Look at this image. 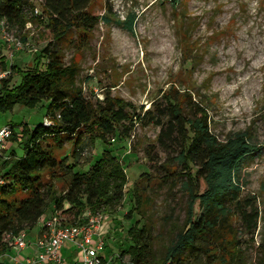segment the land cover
Here are the masks:
<instances>
[{"label": "rangeland", "instance_id": "1", "mask_svg": "<svg viewBox=\"0 0 264 264\" xmlns=\"http://www.w3.org/2000/svg\"><path fill=\"white\" fill-rule=\"evenodd\" d=\"M43 2L23 0V27L5 21V39L20 42L21 50L8 49L0 30V58L22 72L33 71L37 62L43 69L45 59H39L47 41ZM88 11L105 22L83 37L81 46L77 32L67 35L60 45L65 65L73 60L79 69L75 86L86 100L100 101L108 92L131 104L135 113H143L151 102L170 92L182 98L184 106L190 102L203 109L209 129L219 141L244 134L260 146V151L242 164L237 177L242 196L255 198L260 217L254 235L240 236L241 255L244 264L264 263V0H176L174 5L171 0H91ZM129 20H133L130 30L126 28ZM18 80L13 73L9 88ZM45 108V103L33 110L16 106L0 113V129L12 126L17 137L6 142L2 161L11 153L16 158L23 155L21 130L41 123ZM158 132L152 125L135 126L128 138L115 136L111 143L110 137L105 147L122 163L127 179L115 212L97 211L104 218L100 255L106 264L130 245L126 231L135 220L122 218L133 205L130 185L140 174L150 175V182L139 180L144 189L142 200L147 202L143 216H132L143 217L139 227L144 224L150 229L156 258H161L175 229L184 222L187 199L182 179L165 181L159 166L166 155L155 148L150 162L146 154L156 145ZM81 143L75 171L84 173L100 157L102 147L99 143L92 146L86 137ZM72 152V145L66 143L55 150L54 157L72 164ZM46 214H54L51 206ZM233 229L241 233L240 223H234ZM4 256L0 264H11ZM121 262L128 264L129 258L123 256Z\"/></svg>", "mask_w": 264, "mask_h": 264}, {"label": "trees", "instance_id": "2", "mask_svg": "<svg viewBox=\"0 0 264 264\" xmlns=\"http://www.w3.org/2000/svg\"><path fill=\"white\" fill-rule=\"evenodd\" d=\"M43 1L47 30V41L39 53V59H45L43 69L37 62L33 71L22 72L0 58V69L8 72L0 85V113L16 106L33 110L45 103L46 117L53 120L50 127L42 122L23 126L20 158L14 153L4 161L0 157V257L11 253L2 237L32 230L49 206L54 213L75 220L85 209L115 212L127 179L122 163L105 147L110 137L113 142L115 136L126 139L135 126L152 125L159 132L156 145L146 154L150 162L155 148L166 155L159 166L165 181L182 179L181 189L187 199L184 222L175 229L161 258H156L150 229L144 224L139 227L143 217L132 216H143L147 202L142 200L144 189L139 180L150 182V175L140 174L130 185L133 205L122 218L135 220L126 231L130 245L109 264H122L123 256L129 258L128 264H244L240 236L254 235L260 217L255 198L242 196L237 175L260 146L244 134L219 141L209 129L205 111L196 103L184 106L183 99L170 92L151 102L143 113H135L131 104L108 92L100 101L86 100L75 86L79 69L73 60L65 65L60 45L67 35L77 32L81 46L83 37L106 19L88 11L91 0ZM171 3L176 4V0ZM23 8V0H0V18L9 25L23 27ZM132 26L133 20H129L126 28ZM13 73L19 80L9 88ZM85 137L92 146L99 143L102 151L86 172L79 173L75 169ZM16 138L12 133L10 140ZM66 143L72 145V164L54 157L55 150ZM236 222L240 223L241 233L233 229ZM101 264H106L102 257Z\"/></svg>", "mask_w": 264, "mask_h": 264}, {"label": "built area", "instance_id": "3", "mask_svg": "<svg viewBox=\"0 0 264 264\" xmlns=\"http://www.w3.org/2000/svg\"><path fill=\"white\" fill-rule=\"evenodd\" d=\"M6 22L0 20L1 38L10 50H21L20 42L13 43L5 39L4 32ZM11 58V55L10 57ZM8 75L7 71L0 70V83ZM58 117V116H56ZM45 117L42 121L44 126L53 125V120ZM50 120L51 122H49ZM13 128L11 126L0 129V157L4 158L6 152V142L11 138ZM113 142V140L111 139ZM2 181L0 180V184ZM103 216L100 212L84 211L77 220L66 222L61 212L54 213L48 220L42 223V234L36 240L34 246L37 254L19 260V253L25 250L28 243L25 234L17 236L5 234L2 243H7L16 255L11 258L14 264H68L62 254L65 245L74 247L79 256L80 264H101V252L104 250V240L100 234Z\"/></svg>", "mask_w": 264, "mask_h": 264}, {"label": "crops", "instance_id": "4", "mask_svg": "<svg viewBox=\"0 0 264 264\" xmlns=\"http://www.w3.org/2000/svg\"><path fill=\"white\" fill-rule=\"evenodd\" d=\"M52 215H47V214L43 215L39 219L37 225L32 230L27 231L25 239L28 243V246L25 250H23L19 253V255H18L19 260L22 261L25 258L34 257L37 254V251L35 249L34 244H35L36 240L42 234V231H43L42 223H43V221L48 220ZM62 216L66 220V222L69 221L72 223L73 221H75V218H73V217H69V216H66L64 214H62ZM12 252H14V251H11V253L5 254L4 257L8 258V260H10L12 258V256L14 257L16 255L15 253L12 254ZM62 254L65 258V261L68 264H80L78 253L76 252L74 247H72L70 245H65L62 249ZM11 264H14L13 261H11Z\"/></svg>", "mask_w": 264, "mask_h": 264}]
</instances>
